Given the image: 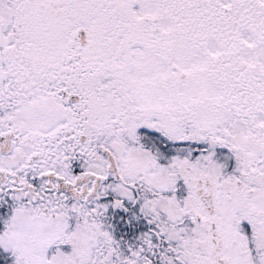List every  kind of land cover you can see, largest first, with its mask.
<instances>
[{"label": "snow or ice", "instance_id": "6c2138e0", "mask_svg": "<svg viewBox=\"0 0 264 264\" xmlns=\"http://www.w3.org/2000/svg\"><path fill=\"white\" fill-rule=\"evenodd\" d=\"M0 264H264V0H0Z\"/></svg>", "mask_w": 264, "mask_h": 264}]
</instances>
